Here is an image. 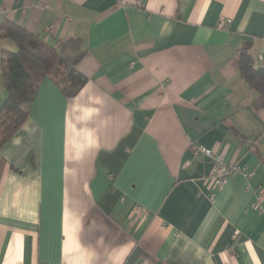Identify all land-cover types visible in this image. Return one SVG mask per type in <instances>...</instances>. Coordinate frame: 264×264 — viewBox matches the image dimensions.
Returning <instances> with one entry per match:
<instances>
[{
	"label": "crops",
	"instance_id": "1",
	"mask_svg": "<svg viewBox=\"0 0 264 264\" xmlns=\"http://www.w3.org/2000/svg\"><path fill=\"white\" fill-rule=\"evenodd\" d=\"M4 22L84 54L77 95L43 77L0 148V264H264V108L238 71L241 50L264 70V0H0ZM193 144L251 175L214 191Z\"/></svg>",
	"mask_w": 264,
	"mask_h": 264
},
{
	"label": "trees",
	"instance_id": "2",
	"mask_svg": "<svg viewBox=\"0 0 264 264\" xmlns=\"http://www.w3.org/2000/svg\"><path fill=\"white\" fill-rule=\"evenodd\" d=\"M0 38L12 40L17 49L2 51L0 74L7 93L0 108V148L21 128L28 118V111L39 81L48 76L65 97L71 98L81 90V82L73 66L84 54L79 39H69L51 47L21 26L4 22ZM70 66V68L68 67ZM238 71L251 88L259 93L257 107L264 108V70L255 67L248 50L238 54ZM5 165L0 156V176Z\"/></svg>",
	"mask_w": 264,
	"mask_h": 264
},
{
	"label": "built area",
	"instance_id": "3",
	"mask_svg": "<svg viewBox=\"0 0 264 264\" xmlns=\"http://www.w3.org/2000/svg\"><path fill=\"white\" fill-rule=\"evenodd\" d=\"M139 5V4H137ZM229 20L222 19L221 25L229 24ZM192 154L194 157L206 159L211 164V179L213 182L214 191H219L225 185L226 180L231 174L241 173L245 178H248L251 173L237 164L227 163L224 157L220 154L214 153L212 150L200 144H193L191 146ZM210 200L214 199V194L210 195ZM254 207L261 212H264V192L261 191L257 194Z\"/></svg>",
	"mask_w": 264,
	"mask_h": 264
},
{
	"label": "rangeland",
	"instance_id": "4",
	"mask_svg": "<svg viewBox=\"0 0 264 264\" xmlns=\"http://www.w3.org/2000/svg\"><path fill=\"white\" fill-rule=\"evenodd\" d=\"M70 68V66H68Z\"/></svg>",
	"mask_w": 264,
	"mask_h": 264
}]
</instances>
